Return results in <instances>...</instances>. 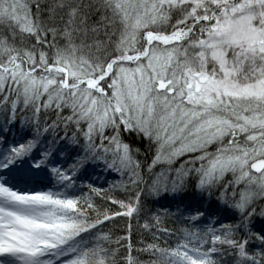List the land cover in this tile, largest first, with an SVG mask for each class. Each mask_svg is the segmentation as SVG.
I'll use <instances>...</instances> for the list:
<instances>
[{
  "label": "snow or ice",
  "instance_id": "obj_1",
  "mask_svg": "<svg viewBox=\"0 0 264 264\" xmlns=\"http://www.w3.org/2000/svg\"><path fill=\"white\" fill-rule=\"evenodd\" d=\"M0 264H264V0H0Z\"/></svg>",
  "mask_w": 264,
  "mask_h": 264
}]
</instances>
